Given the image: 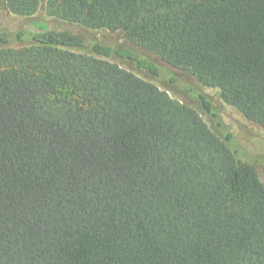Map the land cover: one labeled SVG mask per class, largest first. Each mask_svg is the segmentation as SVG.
Wrapping results in <instances>:
<instances>
[{"label":"trees","instance_id":"trees-1","mask_svg":"<svg viewBox=\"0 0 264 264\" xmlns=\"http://www.w3.org/2000/svg\"><path fill=\"white\" fill-rule=\"evenodd\" d=\"M42 1L0 6L30 16ZM47 1L264 128V0ZM29 36L0 32V264H264V183L231 134L112 62L159 76L132 47L86 52L44 24Z\"/></svg>","mask_w":264,"mask_h":264},{"label":"rangeland","instance_id":"rangeland-1","mask_svg":"<svg viewBox=\"0 0 264 264\" xmlns=\"http://www.w3.org/2000/svg\"><path fill=\"white\" fill-rule=\"evenodd\" d=\"M39 24L47 25L53 30L63 29L80 35L86 42V52H90L91 46L96 42L110 46L124 45L132 47L139 56L155 63L160 71L157 77L139 70L130 61L112 59V62L122 68L166 90L174 100L195 109L221 138L231 134L236 147L244 152L246 161L257 170L264 183V128L250 122L239 110L227 104L219 89L210 87L190 73L167 65L159 57L129 42L121 32L91 30L78 23L62 20L47 0H43L39 9L30 16L12 14L4 6H0V32H7L13 37L22 32L28 41L29 35L38 30ZM27 41L25 43L14 41L12 47L21 48L29 44ZM201 95L210 102L214 114L207 113L203 108Z\"/></svg>","mask_w":264,"mask_h":264}]
</instances>
